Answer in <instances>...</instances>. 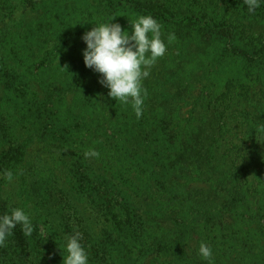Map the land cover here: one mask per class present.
I'll return each mask as SVG.
<instances>
[{"label": "trees", "instance_id": "obj_1", "mask_svg": "<svg viewBox=\"0 0 264 264\" xmlns=\"http://www.w3.org/2000/svg\"><path fill=\"white\" fill-rule=\"evenodd\" d=\"M140 15L167 51L137 119L81 37ZM15 207L34 230L17 225L0 264H63L73 230L89 264H209L200 243L211 264H264V4L0 0V215Z\"/></svg>", "mask_w": 264, "mask_h": 264}, {"label": "clouds", "instance_id": "obj_2", "mask_svg": "<svg viewBox=\"0 0 264 264\" xmlns=\"http://www.w3.org/2000/svg\"><path fill=\"white\" fill-rule=\"evenodd\" d=\"M248 12L253 13L264 0H244ZM97 22L83 33L81 39L86 44L82 50L83 61L87 68L100 74L99 83L106 87L108 96L123 103H131L137 119L142 116L146 89L143 80L150 75V68L167 51L162 39V26L151 15H140L131 24V33L122 29L119 23ZM175 39L173 33L167 36L168 43ZM86 158H96L99 152L92 148L84 153ZM11 182V172L5 173ZM20 225L25 236H31L34 230L32 219L23 208H12L10 213L0 215V247L12 235L13 229ZM82 233L73 230L64 236L63 264H89V255L81 243ZM200 257L211 264L212 249L206 243H200Z\"/></svg>", "mask_w": 264, "mask_h": 264}]
</instances>
